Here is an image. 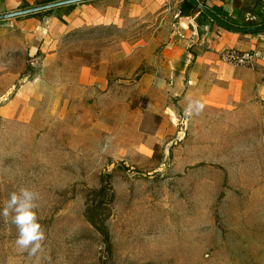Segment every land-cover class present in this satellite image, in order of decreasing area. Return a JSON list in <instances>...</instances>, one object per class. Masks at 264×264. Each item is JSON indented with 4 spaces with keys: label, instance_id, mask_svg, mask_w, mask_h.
Instances as JSON below:
<instances>
[{
    "label": "rangeland",
    "instance_id": "rangeland-1",
    "mask_svg": "<svg viewBox=\"0 0 264 264\" xmlns=\"http://www.w3.org/2000/svg\"><path fill=\"white\" fill-rule=\"evenodd\" d=\"M148 13L87 11L49 61L0 44V210L28 188L45 232L29 256L0 216V264H264V108L191 120L139 90L161 21ZM103 175L107 241L85 217Z\"/></svg>",
    "mask_w": 264,
    "mask_h": 264
},
{
    "label": "crops",
    "instance_id": "crops-1",
    "mask_svg": "<svg viewBox=\"0 0 264 264\" xmlns=\"http://www.w3.org/2000/svg\"><path fill=\"white\" fill-rule=\"evenodd\" d=\"M47 3L52 2L0 0V13ZM204 5L229 24L255 25L237 22L232 16L234 0H206ZM123 7L142 9L149 12L147 15L161 18L159 27L152 33V45L156 51L143 59L151 61L153 68L138 79L139 90L153 88L167 91L168 98L174 99L184 114L189 103L194 101L203 103L202 113H216L222 120L231 114L240 116L252 109L263 110L264 31L242 34L227 30L208 19L209 29L200 33L188 20L198 11L187 0H90L67 5L40 12L41 15L10 19L8 23L0 25V44L15 48L18 39L21 48L28 50L29 59L41 52L46 54L43 59L49 61L54 56L51 51L57 40L77 26L85 12L102 10L110 17ZM226 49L253 51L256 57L250 66H232L220 59L221 51ZM195 114L196 110L193 109L188 117L192 120Z\"/></svg>",
    "mask_w": 264,
    "mask_h": 264
},
{
    "label": "clouds",
    "instance_id": "clouds-1",
    "mask_svg": "<svg viewBox=\"0 0 264 264\" xmlns=\"http://www.w3.org/2000/svg\"><path fill=\"white\" fill-rule=\"evenodd\" d=\"M203 103L199 101L190 102L185 110V115L190 116L193 109L197 114L203 110ZM173 122H178L173 114ZM38 194L28 188H21L19 192H12L5 202L0 216L5 219L11 218V223L17 228L18 235L15 241L20 251H27L29 256H36L43 250L45 232L38 221L37 204Z\"/></svg>",
    "mask_w": 264,
    "mask_h": 264
},
{
    "label": "water",
    "instance_id": "water-1",
    "mask_svg": "<svg viewBox=\"0 0 264 264\" xmlns=\"http://www.w3.org/2000/svg\"><path fill=\"white\" fill-rule=\"evenodd\" d=\"M90 0H61L56 1L52 3H47L27 9H20L4 14H0V21L27 16V15H33L37 14L43 11L52 10L55 8L72 5V4H78L82 2H87ZM190 4L195 6L198 13H196L193 17H189V22L195 26L198 30V32L203 33L204 31H207L209 29V24L207 23V20L210 19L211 21L215 22L216 24L220 25L221 27L233 31L238 32L242 34H253L258 33L261 31H264V23L254 26H235L232 24H229L228 22L222 20L221 18L217 17L215 14H213L204 4L206 0H187ZM241 11V10H240Z\"/></svg>",
    "mask_w": 264,
    "mask_h": 264
},
{
    "label": "trees",
    "instance_id": "trees-1",
    "mask_svg": "<svg viewBox=\"0 0 264 264\" xmlns=\"http://www.w3.org/2000/svg\"><path fill=\"white\" fill-rule=\"evenodd\" d=\"M58 1V0H49V2ZM242 0H234V3L240 4ZM240 6V5H239ZM49 12V11H47ZM45 13V12H44ZM36 15H41V13H37ZM110 176L109 175H103L100 180V187L97 191L93 192V194L96 196V198H99L98 200L93 199L90 201V203L87 206L86 210V219L87 221L93 226L96 227L98 231H100V234L104 236V240H108V234L103 231L99 225L98 222L101 221V211L108 210V206L114 201V194L113 189L110 184Z\"/></svg>",
    "mask_w": 264,
    "mask_h": 264
},
{
    "label": "flooded vegetation",
    "instance_id": "flooded-vegetation-1",
    "mask_svg": "<svg viewBox=\"0 0 264 264\" xmlns=\"http://www.w3.org/2000/svg\"><path fill=\"white\" fill-rule=\"evenodd\" d=\"M234 6L235 11L232 16L237 19V22L255 25L258 22H261L259 24L264 23V12L262 11L264 9V0H242L240 4L234 3Z\"/></svg>",
    "mask_w": 264,
    "mask_h": 264
},
{
    "label": "built area",
    "instance_id": "built-area-1",
    "mask_svg": "<svg viewBox=\"0 0 264 264\" xmlns=\"http://www.w3.org/2000/svg\"><path fill=\"white\" fill-rule=\"evenodd\" d=\"M256 53L253 51L241 52L236 49H226L221 51L220 59L229 65L238 67L250 66Z\"/></svg>",
    "mask_w": 264,
    "mask_h": 264
}]
</instances>
